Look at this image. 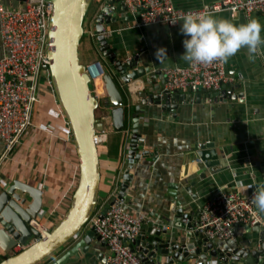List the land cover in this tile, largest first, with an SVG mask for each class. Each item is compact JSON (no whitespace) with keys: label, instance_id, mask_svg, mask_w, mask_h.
<instances>
[{"label":"crops","instance_id":"1","mask_svg":"<svg viewBox=\"0 0 264 264\" xmlns=\"http://www.w3.org/2000/svg\"><path fill=\"white\" fill-rule=\"evenodd\" d=\"M217 1L220 0H173L175 6L183 10L198 9ZM0 3L17 8L24 5L25 0H0ZM115 14L116 22L107 27L112 51L123 59L136 55L138 65L146 71L147 83L161 88L164 85L161 69L190 65L180 59L184 53V37L179 31L182 22L176 26H138L127 8L118 6ZM212 14L236 24L247 23L250 18H255L264 25V16L259 12L248 15L242 11H220ZM94 34L90 32L92 37ZM261 36L264 37V28ZM92 42V39H84L80 45V58L85 64L106 59L98 39L96 45ZM159 48H165L167 52V58L161 61L156 57ZM4 53L0 34V59ZM106 60L109 61L108 58ZM108 64L111 66L110 61ZM226 69L228 75L233 77L226 100L215 94L212 96V91L207 89L193 93L187 89L184 91V100L173 102L172 105L176 103L177 106L171 107V110L163 108L164 102L143 103L136 96V92L141 91L146 82L133 81L128 89L119 78V85L129 105L127 126L122 131L114 127L112 106L108 102L104 81H101L103 86L100 85L99 89L96 86L100 98L97 117L105 127L103 143L98 144L101 165L99 211L110 202L113 193L119 195L122 190L133 134V118L137 117L132 104L140 103L141 106V144L137 153L142 157L134 164V176L124 198L133 212L145 213L148 222L168 226L169 233L175 235L177 230L171 220L176 215V208H183L188 216H193L190 213L199 216L201 207L220 188L233 189L245 195L254 192L256 185L264 183V44L259 45L253 54L242 48L228 59ZM129 91L134 94V99ZM39 99L33 124L0 170V197L16 181L34 191L35 198L39 197L41 202L37 219L33 221L37 220L40 226L49 230L65 216L71 206L80 179V161L70 126L57 101L48 73L42 76ZM208 142L215 145L220 163L211 170L207 169L203 176L200 171L204 164L199 167L196 160L198 147ZM3 148L0 138V154ZM146 151L148 154L144 155ZM17 192L28 198V204H35V200L28 196V191ZM261 214L264 216V213ZM259 239L260 232L240 226L224 249L257 245ZM74 243L58 251L55 254L57 257L53 258V255V259L46 264L54 263ZM20 248L23 246H16L13 250ZM109 253L108 245L92 240L88 248L80 249L77 255L64 264H104ZM8 256L9 253L0 249V262ZM175 264H217V259L211 256L206 260L198 257L189 261L177 260ZM235 264L246 262L242 259Z\"/></svg>","mask_w":264,"mask_h":264},{"label":"water","instance_id":"2","mask_svg":"<svg viewBox=\"0 0 264 264\" xmlns=\"http://www.w3.org/2000/svg\"><path fill=\"white\" fill-rule=\"evenodd\" d=\"M26 1V0H25ZM55 5L51 20V28L49 37L51 40L48 56L50 59V76L54 88L57 101L64 113L70 126L78 158L80 161V179L74 191L71 206L65 216L49 230L48 235H56L60 230L67 229L62 232L61 238L51 243V246L39 253V255L27 264H39L43 259L57 253L71 242L74 245L59 259L52 264H64L70 258L77 255L80 249H86L94 241H101L100 235L97 233L95 226L90 224V220L98 209L99 191L101 185V165L100 154L96 136L98 132L104 130V123L97 117V110L100 104V98L93 92L92 80L86 71V65L80 58V45L85 34L84 20L86 13L92 3V0H52ZM123 6L121 0H107L97 17V39L100 44V50L106 58H109L110 64L120 76L122 82L130 89L133 81L142 80L144 83L146 71L140 67L139 59L135 55L131 58H122L113 53L111 43L104 30L111 27L117 20L116 9ZM111 67V66H110ZM110 67L103 76L105 90L108 102L111 108V116L116 130L122 131L127 126L128 119V103L126 95L121 87L114 80ZM146 86L136 92V96L141 98L143 103H161L164 102L163 108L171 110L173 102L184 100L186 94L181 90H166L164 85L161 88L154 87L151 83H145ZM229 86L227 84L223 92H213L226 100L229 97ZM152 87V88H151ZM150 88V89H149ZM148 89L150 93L148 94ZM153 90V91H151ZM203 89L194 90L189 88L188 91L200 92ZM204 91V90H203ZM131 97L134 94L131 91ZM237 96V95H236ZM134 99V98H133ZM133 105V134L130 143L128 165L123 178V186L120 193L124 197L132 179V170L134 164L142 155L138 154L140 146L139 132L141 112L140 103ZM198 151V166H202L200 174L205 176L207 169H213L219 165L218 152L215 145L211 142L200 145ZM148 151L144 152V155ZM22 185L19 181L14 182L1 197L4 201L0 203V249L9 253V256L2 260L0 264H17L16 259H21L27 252L46 242L40 240L39 234L35 232L32 221L37 219V211L39 210L40 198L28 191L29 196L35 200L34 206L27 207L28 198L22 196L19 200L17 191ZM190 190V188H188ZM19 194V193H18ZM21 196V195H19ZM0 197V200H1ZM14 202H21L23 211H13ZM112 204L107 203L103 209V213ZM176 215L171 220L176 231L173 235L169 233L168 226L147 221L143 224L140 234L133 239L129 245L131 249L138 253L139 256L147 264H175L177 260L191 259H208L209 256L217 259V264H235L242 259L246 264H264V245H244L236 246L233 250L222 249L210 243L203 233L196 231L198 216L184 213L183 208H176ZM22 223V224H20ZM90 224L89 232L82 235L83 227ZM24 226L25 230L21 228ZM261 233V229L249 227ZM83 236V238H81ZM35 238V241H32ZM37 240H40L37 242ZM104 245L106 242L101 241ZM16 246H23L19 252H12ZM169 257V259H168ZM26 264V263H23Z\"/></svg>","mask_w":264,"mask_h":264},{"label":"built area","instance_id":"3","mask_svg":"<svg viewBox=\"0 0 264 264\" xmlns=\"http://www.w3.org/2000/svg\"><path fill=\"white\" fill-rule=\"evenodd\" d=\"M121 2L135 17L138 26H176L187 12L242 11L248 15L259 12L264 16V0H220L192 10L177 8L173 0ZM53 12L52 0H26L17 8L0 3V34L5 51L0 59V138L4 146L0 154V170L33 124L34 110L40 100L41 79L46 72H50L48 50ZM172 20L177 23L173 24ZM109 33L108 29L104 30V35ZM102 63L101 60H94L86 65L97 96L96 82L98 79L102 81L106 73ZM160 72L165 89L170 91L201 88L221 93L233 80L227 73L226 62L221 61L199 66L167 67ZM104 136L105 130L98 132V144ZM196 161L202 162L201 159ZM119 195L113 193L112 204L107 211L103 213L98 208L90 220L101 241L106 242L110 250L104 264H147L129 243L140 234L148 218L143 212H133L125 198ZM252 196L253 192L244 195L233 189L220 188L201 207L195 230L203 233L210 243L224 249L233 240L237 227L258 226L261 229L258 245L263 246L264 216L252 203ZM35 223L38 226L41 224L37 220L32 221L33 226Z\"/></svg>","mask_w":264,"mask_h":264},{"label":"clouds","instance_id":"4","mask_svg":"<svg viewBox=\"0 0 264 264\" xmlns=\"http://www.w3.org/2000/svg\"><path fill=\"white\" fill-rule=\"evenodd\" d=\"M180 21L179 31L184 37V53L180 59L191 66L214 61L227 62L242 48L253 54L259 45L264 44V37L261 36L264 25L255 18H250L247 23L236 24L210 12H187ZM171 22L177 23L176 20ZM156 57L160 61L167 58L166 49L159 48ZM252 203L260 213H264V183L256 185Z\"/></svg>","mask_w":264,"mask_h":264},{"label":"rangeland","instance_id":"5","mask_svg":"<svg viewBox=\"0 0 264 264\" xmlns=\"http://www.w3.org/2000/svg\"><path fill=\"white\" fill-rule=\"evenodd\" d=\"M106 1L107 0H92V3H91V5H90V7H89V9H88V11H87V13H86V16H85V20H84V27H85V29H86V32H85V34H84V38L82 39V41L84 40V39H89V40H93V42H92V44L93 45H96V40H97V36L96 35H98L97 34V31H96V29H95V26H96V24H97V17H98V14H99V12L101 11V9H102V7H103V4H105L106 3ZM90 32H93V34H94V32H95V34H94V37H92L91 35H90ZM89 42V41H88ZM100 45V44H99ZM107 59V58H106ZM105 58H104V60H102V65H103V67H104V69H105V63H107L108 64V62L110 61H108V60H106ZM109 59V58H108ZM83 60V59H82ZM81 60V61H82ZM110 66H109V64H108V68H109ZM106 70V69H105ZM107 71V70H106ZM110 72H111V74H112V76H113V78H114V80L118 83V85H119V78H120V76L118 75V73L114 70V68H113V66L111 65V67H110ZM47 73V72H46ZM49 76H50V72H49ZM51 77V76H50ZM100 85H102V82H100ZM103 86V85H102ZM120 86V85H119ZM95 88V85L92 83V89H94ZM123 91V90H122ZM97 112H98V110H97ZM28 196H29V194H28ZM30 197V196H29ZM89 227H90V224H88L87 226L85 225L84 227H83V229H82V231H83V233H82V235L84 236L86 233H88L89 232ZM50 230V229H49ZM33 240L32 241H35V238H32ZM23 248H20V249H18L17 251L16 250H12V252H14V253H16V252H19V251H21ZM56 254V253H55ZM55 254H53V255H55ZM53 255H51V256H49V257H47V258H45V259H43V261L42 262H40L39 264H46L50 259H53L54 257H57V255H55V256H53ZM52 256H53V258H52ZM51 257V258H50Z\"/></svg>","mask_w":264,"mask_h":264},{"label":"bare ground","instance_id":"6","mask_svg":"<svg viewBox=\"0 0 264 264\" xmlns=\"http://www.w3.org/2000/svg\"><path fill=\"white\" fill-rule=\"evenodd\" d=\"M54 8H55V5H54ZM95 75L98 78V75L96 73H95ZM100 82H101V80H99V79H98V82H96L97 86H98V89H99V86H100ZM19 188H21L23 191H30L35 197H37L35 195L36 193L34 191L30 190V189H26L25 185H19ZM19 195H21V194L17 193V196L19 197V200L21 201L22 200V195L21 196H19ZM4 200H5L4 197H2L1 200H0V203L3 202ZM32 206H34V205L33 204L32 205L29 204L27 207L31 208ZM17 209H20V210L23 211V207L21 205V202H16V203L14 202V209H12V210L13 211L14 210L18 211ZM20 224H22V223H20ZM35 225H37V224H35ZM33 227H34L35 232H37L39 234L38 238H40V240L44 239V240H46V242L41 243L40 246L35 247L31 251L27 252L21 259H16V261H18L17 264H23V263L27 264L28 262H30L31 260L36 258L39 255V253L43 252L44 250H47L51 246V243H53V242L57 241L59 238H61L62 232H67V229H65L63 231L60 230L59 233H57L56 235H48L49 230L44 229L42 226H40V225L38 226L37 225V226H33ZM21 228L23 230H25L23 225H21ZM40 240H37V242H39Z\"/></svg>","mask_w":264,"mask_h":264},{"label":"trees","instance_id":"7","mask_svg":"<svg viewBox=\"0 0 264 264\" xmlns=\"http://www.w3.org/2000/svg\"><path fill=\"white\" fill-rule=\"evenodd\" d=\"M105 69L106 70H108L109 68H108V64L107 63H105Z\"/></svg>","mask_w":264,"mask_h":264}]
</instances>
